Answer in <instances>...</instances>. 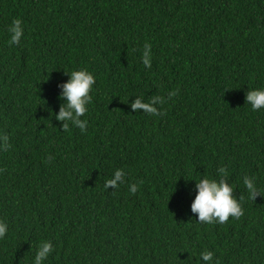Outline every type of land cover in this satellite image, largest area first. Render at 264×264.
<instances>
[{"label": "trees", "instance_id": "obj_1", "mask_svg": "<svg viewBox=\"0 0 264 264\" xmlns=\"http://www.w3.org/2000/svg\"><path fill=\"white\" fill-rule=\"evenodd\" d=\"M79 69L95 78L84 133L55 119ZM262 87L264 0H0V264H32L43 241V264H264V108L245 102ZM153 96L162 114L131 109ZM219 166L243 215L209 225L193 180Z\"/></svg>", "mask_w": 264, "mask_h": 264}, {"label": "clouds", "instance_id": "obj_2", "mask_svg": "<svg viewBox=\"0 0 264 264\" xmlns=\"http://www.w3.org/2000/svg\"><path fill=\"white\" fill-rule=\"evenodd\" d=\"M10 33V44H18L23 35L21 21L13 19L8 27ZM142 62L145 67H150V45H144ZM68 79L57 86L60 88L58 98L62 101L59 111L55 114V119L63 121L61 128L67 129L69 124L79 128L81 133L87 130L88 121L81 119L88 111V105L91 103L90 91L95 83L93 74L86 69L64 71ZM174 95L173 92L168 94ZM245 102L250 105L252 111H257L264 108V87L253 88L245 93ZM163 103L159 96L151 97L147 102H142L140 98H136L130 104L133 111L141 109L145 113L151 115H159L155 105ZM51 115V113H49ZM8 147L7 135L0 134V150H6ZM125 173L122 169H116L111 178L106 179L104 188H117L123 183ZM228 170L224 166H219L216 169L215 177H201L195 182V194L191 200L190 209L195 214L196 220L201 223L214 224L225 223L229 216L239 218L243 215L241 203L233 195V186L226 182ZM243 185L247 190L249 197L253 199L259 195V189L255 183V177L245 175L242 178ZM136 185H129V192L134 193ZM242 199V198H241ZM7 231V224L0 222V238L4 237ZM53 251V246L50 241H43L35 252L32 264H43L49 254ZM204 264H209L213 261V253L211 251H203L200 254Z\"/></svg>", "mask_w": 264, "mask_h": 264}]
</instances>
